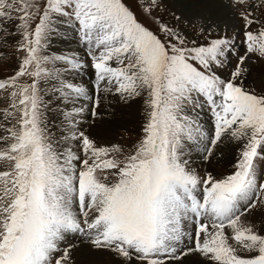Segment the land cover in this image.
<instances>
[{"label": "snow or ice", "instance_id": "obj_1", "mask_svg": "<svg viewBox=\"0 0 264 264\" xmlns=\"http://www.w3.org/2000/svg\"><path fill=\"white\" fill-rule=\"evenodd\" d=\"M159 4L0 0V46L18 37L23 53L0 79L8 102L0 109V264H76L75 239L110 264H264V219H249L264 213V92L244 86L248 62L264 61L256 15L264 0H229L243 27L203 43L158 23ZM59 24L72 29L84 58L46 54ZM87 60L90 88L73 79ZM41 78L56 81L52 91L70 109L62 137L76 150H61L47 128ZM110 96L143 105L127 152L80 127L100 118ZM229 148L236 154L227 175L205 168L201 176L193 166V152L208 165Z\"/></svg>", "mask_w": 264, "mask_h": 264}, {"label": "rangeland", "instance_id": "obj_2", "mask_svg": "<svg viewBox=\"0 0 264 264\" xmlns=\"http://www.w3.org/2000/svg\"><path fill=\"white\" fill-rule=\"evenodd\" d=\"M229 1V0H228ZM125 3L130 4L131 0H124ZM143 2V0H141ZM192 3L193 5V13L197 14L194 11L202 12L201 5L197 3ZM133 11L136 12L138 18L142 23H144L147 27H149L153 32L157 31V25L156 23L152 22V18L145 19L143 16L140 15V12L135 8L134 5H132ZM180 11V12H179ZM239 9H233L234 18L237 21L238 28L243 27V20L239 17ZM202 15H205L203 13H200ZM256 15H258L261 19H264V6H261V8L256 12ZM197 16V15H196ZM195 15L189 16L187 14H182V11L180 8L175 6V4L172 2V0H160V4L157 7V9L152 13V17L157 19L158 23H164L167 24L169 27H175L178 30H180L183 34H186L189 42L191 40L195 39L197 43H203L206 39L216 38L218 36H224L227 35L229 37L232 36L234 29L229 30H223L222 28H216L213 23L210 21H207L204 18L196 17ZM179 17V19H176ZM254 28L258 27V25H254ZM201 28L203 29V34H201ZM211 29V31H210ZM69 31V32H68ZM69 35L71 40L74 43V52L71 53H78L81 58H84V51L83 49L78 47L77 41L74 38V33L70 27H68L65 24H59L57 26V32L53 34L50 37L49 44L46 48V54L48 55H61L66 54L69 55V48H66L65 53L62 52V44L59 43L60 41L58 37L63 38L62 36L64 34ZM59 34V35H58ZM18 37H10L8 39L7 44L0 46V53H3V55H0V79L7 78L8 76L14 74V70L18 66V58L23 55L22 52H18L16 50V40ZM58 40V41H57ZM57 41V42H54ZM55 44H54V43ZM59 45H58V44ZM53 46H56L54 48H57L56 51L53 48ZM61 46V47H60ZM59 48V49H58ZM232 63H235V59L233 58ZM91 61L87 60V67H85V70L83 69L78 78H81V80H77V82L82 83L83 86L90 88L91 83L94 80V71L90 67ZM61 65V64H59ZM249 65V72L244 80V86L246 90H255L257 93L264 92V61L253 63L252 61L248 62ZM46 68L51 69L53 67L52 64H45L43 65ZM56 66V65H55ZM57 67V66H56ZM61 72L64 70L61 69V67H57ZM227 69L224 70V72L221 73L222 76L227 75ZM32 78L30 77H22L21 81L22 83H31ZM52 80H45L44 78H41L39 81L40 88H41V95L43 96V91L46 86L51 82ZM56 83V81H54ZM7 92L4 90H0V109L8 107L7 102ZM139 101V102H138ZM108 104V105H107ZM101 106L99 111L101 113L100 118H98L95 123L89 128V124L91 123L90 118L85 119L83 121L82 128L84 130H89L88 133L91 137H93L97 144H111V143H118L124 150L127 152L129 149L133 147L134 142L138 139L140 135V127H141V117H137L136 119H131L132 115L136 113L135 106L142 105V102L138 99L137 101L133 102L131 105H125L120 104L118 100H114L113 97L108 98V102H105L102 100ZM116 106V107H115ZM54 109L51 107L50 112L52 113ZM58 113H55L53 118L51 117V120L49 119V114L44 112V119L45 122L48 123L47 120L50 121V125L47 124L48 130L50 132V126H57V132H55V136H60L61 130L65 129L64 136L67 135L68 126L65 123V118L63 116L62 108H57L56 110ZM90 117V114H86ZM63 117V118H62ZM127 117L131 119L130 125H122L120 123L117 124L112 129V141H106L104 139L98 138L96 134H100V129L105 127L106 122L114 121L117 122L119 118ZM63 120V121H62ZM199 120L201 121L202 125L207 128L211 129L212 121L210 114L207 111H203L199 115ZM86 125V126H85ZM81 127V126H80ZM86 127V129H85ZM89 128V129H88ZM51 134V133H50ZM54 136V137H55ZM53 137V135H52ZM62 140H58V143ZM56 141V139H55ZM65 142V141H64ZM73 148L76 150L75 143L72 142ZM61 150L64 149V146L59 147ZM229 152V153H228ZM228 154V155H227ZM234 154V155H233ZM236 154V149L229 148L225 149L223 155L221 156L219 153L217 154V157L212 161L211 164L203 165L199 160L198 157L194 159L193 166L197 168V171L201 176L204 175V169L207 168L208 171H210L216 178H221L223 175H227L232 170V164L234 163L233 157ZM197 156V154L195 153ZM220 160V161H219ZM257 163L260 165L261 171H264V162L257 161ZM198 164V165H197ZM200 165V166H199ZM203 166L202 168H200ZM249 219L255 220V222L259 225L260 221L264 219V213H261L257 216L250 217ZM73 243L77 244V247L80 245L75 240H73ZM108 257V258H107ZM107 260H110L109 256H106ZM109 262V261H108Z\"/></svg>", "mask_w": 264, "mask_h": 264}, {"label": "bare ground", "instance_id": "obj_3", "mask_svg": "<svg viewBox=\"0 0 264 264\" xmlns=\"http://www.w3.org/2000/svg\"><path fill=\"white\" fill-rule=\"evenodd\" d=\"M172 2L175 4V6H177L178 8H180V10L182 11V14H187V15H189L191 17H192V15H195V16L196 15L197 16L199 15L198 17L204 18L207 21H210L212 23L214 21L215 22L214 23L215 24L214 26L216 28L219 27V28H222L223 30H225V29L226 30H229V29H234L235 30L236 28H238V26H237L238 23L235 20L234 14H233V8L229 6V1L228 0H172ZM192 3H196L195 5H197V3H199L201 5L202 12L194 11V12L197 13V14H194L192 12L194 10ZM200 13H203L205 15H202ZM62 37L63 38L58 37V39L60 41L57 40L59 43L62 44L61 46H62L63 49L61 51L65 53V51H66L65 49L66 48H69V51L68 52H69V55H71L72 54L71 52H74V46L75 45H74V43H72L73 41L71 40V38L69 37V35H67L66 33ZM57 41H54V42H57ZM54 47H56V46H53V48ZM54 49L56 51L57 48H54ZM61 63L62 62H57L56 66L57 67H61V69L63 70L64 68L61 65H59ZM62 72H64V70ZM78 77H79V75L74 76L73 79H75L76 81L78 79L81 80V78H78ZM55 85H56V83L52 80L46 86L47 88H45L44 91H43V99L45 101V109H46L45 112L48 113V114L50 113L49 114V119L50 120H51V117L53 118V116H54L55 113H58L56 111L57 108H62V111L63 112L70 110L69 108H65L64 104L60 102L59 95L53 93L52 88ZM101 106H104V105H101ZM51 107L54 109V111H52V113L50 112V108ZM142 107H143V105H137V106H135V108L137 110H136V113H134L132 115L131 119H133V118L136 119L137 117H141L142 116ZM131 119L130 118L127 119V117H122V118H119L117 122L111 121V123H110V121H108V122H106L104 129L103 128L100 129V134H96V135L100 139H104L106 141H112V136H111L112 129L115 126H117L118 123H120L122 125H130ZM47 121H48V123L45 122L46 125L47 124L50 125V121L49 120H47ZM82 125H83V123L80 126L82 127ZM57 128H58L57 126H54V127L53 126H50V128H49L50 129L51 136L53 135L54 141L56 139V142H58L57 139L58 140L64 139L62 137V133L64 131H66L65 129H63V130L59 131L60 132V136H55L54 135L55 134L54 130H56V132H57ZM85 129H86V127H85ZM88 131H90V129ZM60 146H64V148H66V147H72L73 148L72 142L66 141L65 139L63 141H60L59 142V147ZM196 157L197 156L195 155V152H193V154H192V160L195 161L194 159H196ZM202 167L203 166H201L200 168H202ZM75 241L80 244L75 249V251L73 253L74 259L76 261V264H110V260H107L108 257L106 258V256H108V255H106V254H104V255L93 254V253H91L88 250V248H87L86 245H83L81 243V241L79 239H75ZM193 259H195V258H193Z\"/></svg>", "mask_w": 264, "mask_h": 264}]
</instances>
